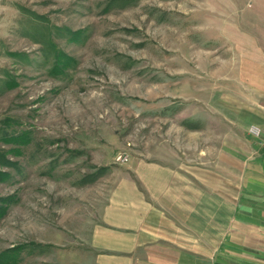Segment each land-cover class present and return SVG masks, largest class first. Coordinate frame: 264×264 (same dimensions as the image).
Masks as SVG:
<instances>
[{
  "label": "rangeland",
  "instance_id": "rangeland-1",
  "mask_svg": "<svg viewBox=\"0 0 264 264\" xmlns=\"http://www.w3.org/2000/svg\"><path fill=\"white\" fill-rule=\"evenodd\" d=\"M263 9L264 0H0L5 264H96L87 218L104 178L166 158L183 129L209 147L236 126L248 112L238 43Z\"/></svg>",
  "mask_w": 264,
  "mask_h": 264
},
{
  "label": "crops",
  "instance_id": "crops-1",
  "mask_svg": "<svg viewBox=\"0 0 264 264\" xmlns=\"http://www.w3.org/2000/svg\"><path fill=\"white\" fill-rule=\"evenodd\" d=\"M262 13L238 43L237 85L247 88L248 112L209 147L183 129L166 158L104 178L87 218L96 264H264V153L250 132H264Z\"/></svg>",
  "mask_w": 264,
  "mask_h": 264
},
{
  "label": "built area",
  "instance_id": "built-area-1",
  "mask_svg": "<svg viewBox=\"0 0 264 264\" xmlns=\"http://www.w3.org/2000/svg\"><path fill=\"white\" fill-rule=\"evenodd\" d=\"M251 134L254 135L260 141V145H261V147L263 149V153H264V132L261 129L253 128L251 130ZM117 161L121 162V163H126V162H128V158L126 156L119 155L117 157Z\"/></svg>",
  "mask_w": 264,
  "mask_h": 264
},
{
  "label": "trees",
  "instance_id": "trees-1",
  "mask_svg": "<svg viewBox=\"0 0 264 264\" xmlns=\"http://www.w3.org/2000/svg\"><path fill=\"white\" fill-rule=\"evenodd\" d=\"M59 58H61L60 55L58 56V60H59ZM60 61H62V60L60 59V60H59V63H61ZM20 138H22V136H19L18 138H13V139H17V140H19ZM11 139H12V138H11ZM5 163H6V164H9L8 161H6ZM0 176L5 177V178L8 177L7 174H4V173H2V172H0ZM0 201H4V200H0ZM1 212H2V208H1V206H0V213H1ZM6 259H7L6 254H2V255H0V264H5V263H6Z\"/></svg>",
  "mask_w": 264,
  "mask_h": 264
}]
</instances>
